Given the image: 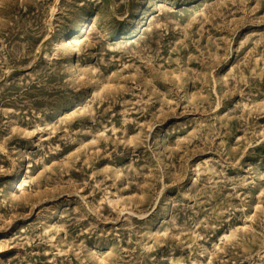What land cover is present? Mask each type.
I'll list each match as a JSON object with an SVG mask.
<instances>
[{"label":"rangeland","instance_id":"rangeland-1","mask_svg":"<svg viewBox=\"0 0 264 264\" xmlns=\"http://www.w3.org/2000/svg\"><path fill=\"white\" fill-rule=\"evenodd\" d=\"M0 264H264V0H0Z\"/></svg>","mask_w":264,"mask_h":264}]
</instances>
